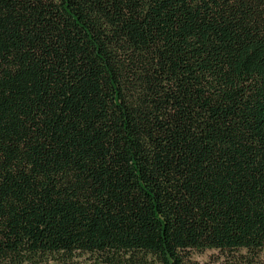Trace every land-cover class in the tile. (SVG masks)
I'll use <instances>...</instances> for the list:
<instances>
[{
  "label": "trees",
  "instance_id": "trees-1",
  "mask_svg": "<svg viewBox=\"0 0 264 264\" xmlns=\"http://www.w3.org/2000/svg\"><path fill=\"white\" fill-rule=\"evenodd\" d=\"M264 264V0H0V264Z\"/></svg>",
  "mask_w": 264,
  "mask_h": 264
},
{
  "label": "rangeland",
  "instance_id": "rangeland-1",
  "mask_svg": "<svg viewBox=\"0 0 264 264\" xmlns=\"http://www.w3.org/2000/svg\"><path fill=\"white\" fill-rule=\"evenodd\" d=\"M80 264H91L83 261ZM188 264H241L240 259H234L231 254H223L217 250H207L203 253L192 252Z\"/></svg>",
  "mask_w": 264,
  "mask_h": 264
}]
</instances>
